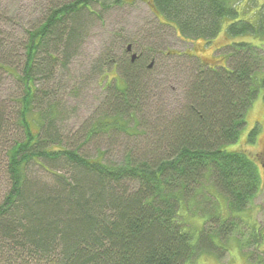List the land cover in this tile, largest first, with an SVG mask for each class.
<instances>
[{
    "label": "trees",
    "instance_id": "1",
    "mask_svg": "<svg viewBox=\"0 0 264 264\" xmlns=\"http://www.w3.org/2000/svg\"><path fill=\"white\" fill-rule=\"evenodd\" d=\"M142 1L179 39L209 43L219 36L229 54L227 67H220L203 64L191 52H167L186 60L185 102L171 112L172 119L156 118L141 132L134 128L140 125L135 115L149 97L143 78L153 71L145 51L134 63L123 62V56L102 59L105 72L110 65L119 76L121 68L120 83L107 87V113L73 143L55 129V107H47L48 98L36 86L39 75L49 81L56 64L67 65L85 38L88 19L101 18L96 8L121 7L124 0L49 4L18 40L23 55L5 52L7 37L0 34V71L21 86L9 112L0 105V264H196L202 253L220 251L233 220L261 190L256 162L224 147L237 142L264 88V60L255 51L261 47L253 45L263 22L245 18L237 8L240 0ZM145 134V144L126 146L121 163L104 164L105 151L98 147L95 158L82 149L105 138L113 145L121 135ZM33 168L43 172L44 182L32 176ZM211 196L223 204L221 216L215 208L222 222L212 227L210 216L203 217L196 234L194 219L212 213L213 205L205 204L213 203Z\"/></svg>",
    "mask_w": 264,
    "mask_h": 264
},
{
    "label": "rangeland",
    "instance_id": "2",
    "mask_svg": "<svg viewBox=\"0 0 264 264\" xmlns=\"http://www.w3.org/2000/svg\"><path fill=\"white\" fill-rule=\"evenodd\" d=\"M56 1L0 0V34L7 37L4 39L6 41L4 45L5 52L12 50L15 54L18 52L23 55V44L19 43L18 40L23 38L24 32L26 33L27 30L36 25L48 5ZM124 1L126 4L121 7H112L103 11L96 8V13H99L101 18L91 16L88 19V28L83 32L85 38L80 47L69 55L67 65L56 64L49 81H46L42 75H39L36 79V86L41 92L40 97L48 98L50 105L47 107H53V105L55 107V129H58L61 136L70 143H73L70 140L76 134L78 135L87 124L95 125L98 120H101L103 114L107 113L106 104L103 100L107 98L105 94L107 87L115 83H110L113 77L115 76L118 83H120L121 68L118 70L119 77L116 74L109 75L103 70L101 63L106 56L114 58L123 56V62H128L129 57H125L123 54L128 44L132 46L131 54H136L145 48L143 51L148 57L149 70L153 71L148 77L143 78L147 85L149 97L144 108L135 115L140 125L134 128L141 132L144 131L142 125L153 123L156 118L167 121L172 119L171 112H177L185 102L183 99V85L187 74L184 69L186 60L185 58L168 56L167 52H191L192 55L204 63L217 61L218 64L216 65L220 67L224 62L223 57H227L229 54V50L223 48V43L220 42L219 37L209 43L198 40L190 44L179 39L172 28L160 25L142 0ZM246 9L248 11L247 17L253 18L255 15L259 16L260 14L264 22V0H250L247 2ZM95 10L93 11L95 12ZM262 33V39L257 35L254 41L255 44L252 41L250 42L254 46L262 45L260 50L255 51L264 60V30ZM240 40L248 42L247 37H240ZM149 48L156 51V53L150 54V52H147L146 49ZM9 63L13 62L9 61ZM12 66L17 69L21 68L15 65ZM108 66L111 69V66ZM261 73H264V71ZM20 93L21 86L14 78L0 71V105H2L1 107L4 106L1 110L4 111L5 108V111L9 112L13 107V97ZM133 125L134 122L127 123L128 127H133ZM253 131L255 132L252 135V143L248 138ZM145 138H148V134L129 137L121 135L114 141L113 145L108 143L105 138L103 142L83 144L82 149L91 158H95L98 152L94 149L98 147L105 151L102 158L104 164L121 163L126 146L135 144L133 141L145 144ZM224 149L227 151L239 149L256 160V166L262 176V188L250 205L246 207L248 211L241 214L240 219L235 218L233 220L232 235L228 241L221 239L220 251L216 252V255L209 252L202 253L196 264L263 263L264 245L258 248L249 240L254 239L255 243H258L261 239V235L255 236L252 234L255 229H262L264 234V166L262 167L264 164V88L259 90L256 99L248 109L245 125L240 130L237 142L226 145ZM31 171L32 176L40 178L43 182L46 180L43 177V172L38 168H33ZM208 184L209 181L203 182L205 187L210 188ZM1 185L2 177L0 174ZM208 191L211 192V190ZM211 198L213 203L204 202L210 206L213 205L212 213L207 215L202 212L201 216L194 219L195 225L200 228L196 230V234L201 232L203 228L201 226L203 217L210 216L212 227L222 222V217L217 218L219 211L215 212V208L216 206L219 208V216H221L223 204L217 197L211 196ZM184 219L187 224H191L192 219L190 216L186 215ZM247 239L248 241H246ZM240 242L246 250L244 252L246 255L241 252ZM223 248L226 251H223Z\"/></svg>",
    "mask_w": 264,
    "mask_h": 264
},
{
    "label": "water",
    "instance_id": "3",
    "mask_svg": "<svg viewBox=\"0 0 264 264\" xmlns=\"http://www.w3.org/2000/svg\"><path fill=\"white\" fill-rule=\"evenodd\" d=\"M127 50H130V47H129V46H128ZM134 57H135V56H132V60H134Z\"/></svg>",
    "mask_w": 264,
    "mask_h": 264
},
{
    "label": "bare ground",
    "instance_id": "4",
    "mask_svg": "<svg viewBox=\"0 0 264 264\" xmlns=\"http://www.w3.org/2000/svg\"><path fill=\"white\" fill-rule=\"evenodd\" d=\"M206 191V190H205ZM194 195V194H193ZM225 196V195H224ZM204 198V197H203Z\"/></svg>",
    "mask_w": 264,
    "mask_h": 264
}]
</instances>
